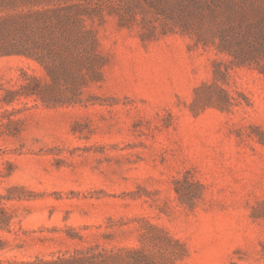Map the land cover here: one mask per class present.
I'll list each match as a JSON object with an SVG mask.
<instances>
[{"label":"rangeland","instance_id":"374dc122","mask_svg":"<svg viewBox=\"0 0 264 264\" xmlns=\"http://www.w3.org/2000/svg\"><path fill=\"white\" fill-rule=\"evenodd\" d=\"M57 1L0 0V15ZM75 1L102 10L80 72L0 55V99L34 75L80 100H0V264L86 248L264 264V0H201L213 16L190 0ZM212 19L248 35L250 64L217 47Z\"/></svg>","mask_w":264,"mask_h":264},{"label":"trees","instance_id":"16d2710c","mask_svg":"<svg viewBox=\"0 0 264 264\" xmlns=\"http://www.w3.org/2000/svg\"><path fill=\"white\" fill-rule=\"evenodd\" d=\"M190 1L192 4L205 6L210 16L215 15V9L208 3L201 0ZM101 11L99 6L93 7L88 3L59 0L52 5L6 12L0 15V55L23 54L31 57L43 66L51 79L54 77V62L57 59L73 60L75 63H72V66H75L72 68L80 72V63L85 59L90 60L88 56L97 43L94 30L86 27L85 21L93 20L96 16L102 18ZM191 13L193 14L192 11ZM203 18L205 20L206 16ZM209 26L214 32L213 36L219 39L217 47L220 50H227L240 64H250L254 60L253 52L258 49L252 50L248 47L251 41L247 34L236 30L232 25H221L214 19L210 21ZM259 48L264 49V43H260ZM257 68L264 72V67ZM23 73L26 75L24 71ZM26 79L27 81L17 88L5 89L0 100L10 104L19 96L33 97L34 100L39 98L45 106L71 105L80 101L77 97L78 86L74 89L72 98H64L52 95L50 83L37 76L28 75ZM131 253L136 251H94L93 248H86L76 249L68 255L16 261L15 264H118L117 259L121 255Z\"/></svg>","mask_w":264,"mask_h":264}]
</instances>
